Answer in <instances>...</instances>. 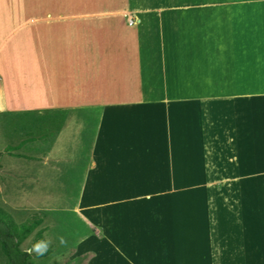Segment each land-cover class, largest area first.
<instances>
[{
    "label": "rangeland",
    "instance_id": "rangeland-1",
    "mask_svg": "<svg viewBox=\"0 0 264 264\" xmlns=\"http://www.w3.org/2000/svg\"><path fill=\"white\" fill-rule=\"evenodd\" d=\"M140 1L0 0V208L30 264H264V0Z\"/></svg>",
    "mask_w": 264,
    "mask_h": 264
},
{
    "label": "crops",
    "instance_id": "crops-1",
    "mask_svg": "<svg viewBox=\"0 0 264 264\" xmlns=\"http://www.w3.org/2000/svg\"><path fill=\"white\" fill-rule=\"evenodd\" d=\"M115 4H113V6H115V10H111V13H117V14H125L128 13L129 9H132L131 7H134L135 11L134 12H138L139 15L141 14V10H139L141 7L147 6L146 4H141L140 0H122V3H117L115 2ZM151 3L150 2V6ZM93 5V4H92ZM154 5V4H153ZM136 7V8H135ZM127 9V10H125ZM140 11V12H139ZM141 16V15H140ZM84 17L87 18L86 15H84ZM86 20V19H85ZM39 26L42 25H38L36 28H38ZM37 32H41L39 29H37ZM35 36V43L36 46L34 49H32L31 47L29 48L28 45L30 43H27L25 40H20L17 41L18 45H17V51L19 54L23 55L24 57L28 54V55H33V66L32 68H26V71H24L22 74L20 73V71H18V77L17 80L18 81H23V77L25 76L26 73L32 72V75H34L33 77V87L34 88H41L43 85V80H48L50 82V91H51V95L54 94V92H56L54 90V88L56 87V83L58 78L60 77L59 72H58V64H59V55L61 54L60 52H58V48L59 46H61L63 44V46H65V50H68L69 47L75 46V43L73 42L72 36L71 35H66V36H59V35H49V37L45 38V39H41V35H34ZM81 36V40L83 41L85 39V35H80ZM100 36V35H99ZM102 36V35H101ZM4 37H8V35H5ZM10 40V39H9ZM1 44H3V48H4V43L0 42ZM0 44V45H1ZM27 46V48L25 47ZM2 48V49H3ZM31 50L33 51V54L31 52ZM70 55L71 54L70 52ZM131 55H133V53H131ZM24 60V59H23ZM131 60V59H129ZM128 61V60H126ZM138 62V60H135ZM24 62V61H23ZM27 62V61H26ZM28 64H30V62H27ZM133 63V62H132ZM25 64V63H24ZM128 64V63H127ZM25 70V69H23ZM14 77V76H13ZM3 85V84H2ZM17 88L19 87L18 85H16ZM25 86H28L25 84ZM4 87V86H3ZM7 88V86H6ZM50 99L49 101H47V104H53V106L49 107V105L45 106V108H58V103H57V98L56 95L54 96H49ZM66 98V102H71L70 98H73L75 101L76 99H78L75 95H70L69 97H65ZM17 102V101H16ZM56 102V103H55ZM62 101H60L61 104ZM64 103V102H62ZM1 106H3L0 111L3 113L6 110H8V103H6L5 99L3 102L0 103ZM56 104V105H55ZM18 106V104L16 105V107Z\"/></svg>",
    "mask_w": 264,
    "mask_h": 264
},
{
    "label": "trees",
    "instance_id": "trees-1",
    "mask_svg": "<svg viewBox=\"0 0 264 264\" xmlns=\"http://www.w3.org/2000/svg\"><path fill=\"white\" fill-rule=\"evenodd\" d=\"M39 223L40 220H35L31 224H16L11 216L0 208V255L5 264L31 263V254L19 246ZM37 234L39 235V232Z\"/></svg>",
    "mask_w": 264,
    "mask_h": 264
}]
</instances>
